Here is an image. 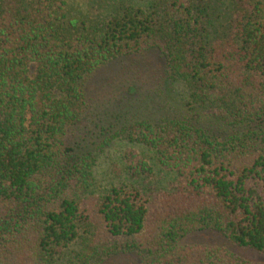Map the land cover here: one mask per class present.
<instances>
[{"label": "trees", "instance_id": "16d2710c", "mask_svg": "<svg viewBox=\"0 0 264 264\" xmlns=\"http://www.w3.org/2000/svg\"><path fill=\"white\" fill-rule=\"evenodd\" d=\"M111 2L87 16L70 0H0V264L131 252L151 264H254L178 244L210 230L264 255L263 2ZM151 51L218 123L249 128L221 139L187 118L134 122L115 137L153 152L172 181L153 186L154 166L128 150L126 182L97 194L96 157L68 137L96 72ZM78 239L82 248H67Z\"/></svg>", "mask_w": 264, "mask_h": 264}, {"label": "rangeland", "instance_id": "374dc122", "mask_svg": "<svg viewBox=\"0 0 264 264\" xmlns=\"http://www.w3.org/2000/svg\"><path fill=\"white\" fill-rule=\"evenodd\" d=\"M70 1L71 5L87 16H96L107 6L113 5L112 0ZM260 1L264 5V0ZM165 67L162 54L151 51L113 62L96 72L90 80L87 91L88 112L80 124L71 130L68 143L73 146L76 154L91 152L96 157L95 193L102 194L126 182L124 156L128 150L137 151L154 166L156 175L152 178L153 186L167 187L172 181L173 178L162 173L156 165L153 152L115 137L114 134L134 122L150 118H187L221 139L248 130L246 125L231 128L218 123L214 117L215 109L194 103L181 84L168 81ZM113 137L115 139L110 143L109 139ZM81 242L78 239L67 248H82ZM178 247L220 248L233 253L242 261L264 264V255L241 248L216 231L191 233ZM153 260V255L131 252L111 256L100 264H151Z\"/></svg>", "mask_w": 264, "mask_h": 264}]
</instances>
